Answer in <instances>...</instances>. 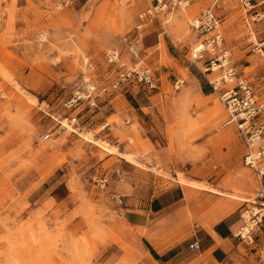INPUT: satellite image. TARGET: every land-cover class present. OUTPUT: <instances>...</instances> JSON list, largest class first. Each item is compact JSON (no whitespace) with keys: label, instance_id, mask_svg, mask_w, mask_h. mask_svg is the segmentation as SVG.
Instances as JSON below:
<instances>
[{"label":"rangeland","instance_id":"374dc122","mask_svg":"<svg viewBox=\"0 0 264 264\" xmlns=\"http://www.w3.org/2000/svg\"><path fill=\"white\" fill-rule=\"evenodd\" d=\"M151 1L77 0L57 8L54 0H0V264H163L144 232L124 218L125 208L135 206L127 178H157L158 187L144 192L147 198L172 183L188 184L194 188L186 198L192 221L197 208L219 205L222 197L263 199L261 178L245 163L235 124L224 125L220 100L204 96L188 70L209 82L187 56L197 39L189 21L211 0H194L164 22L182 48L173 52L176 58L164 43L147 50L140 45L143 65L161 78L150 138H139L137 124L110 117L111 91L99 97L97 108L87 101L75 108L65 104L84 82L111 80L105 52L121 47L122 36L132 38L139 11ZM218 11L226 45L264 100V51L257 48L264 17L247 12L240 0H224ZM124 57H131L125 49ZM177 78L183 79L180 88ZM104 122L109 126L101 129ZM89 136L130 153L151 174L134 170L126 156ZM105 175L103 187L96 178ZM180 176L190 181L180 182ZM259 204L254 209L264 214Z\"/></svg>","mask_w":264,"mask_h":264},{"label":"crops","instance_id":"0c3cea01","mask_svg":"<svg viewBox=\"0 0 264 264\" xmlns=\"http://www.w3.org/2000/svg\"><path fill=\"white\" fill-rule=\"evenodd\" d=\"M193 2L194 0H191L190 5ZM187 7L175 8L168 12L165 14V21L172 20H170L171 14L176 9L181 10ZM220 7L217 8L218 13ZM132 31V37H136L145 50L160 47L164 43L172 57L176 58L178 56L173 52L177 54L182 52V48L166 29L163 19L147 22L141 28H137V24H135ZM188 70L196 81V87L204 96L215 95L218 98L209 82L201 78L198 73L195 74L189 66ZM111 92H113L114 111L110 117L118 115L127 122L128 127L137 124L139 138L146 139L148 136L150 138L148 130L155 128L154 125H151V121L157 119L154 112L157 108L154 98L157 93L128 83H122L119 88L113 89ZM221 104L224 111H226L224 104L222 102ZM224 114L226 119L227 111L222 112L219 116H224ZM235 127L238 132L236 125ZM129 161L127 163L134 170H140L137 167L138 163H133L132 160ZM138 161L140 164L150 167L148 159L141 158ZM114 162L117 161H113L112 166H110V170L113 171ZM117 165H120V163L115 164V166ZM140 171L144 174L149 171V174H151V170ZM127 181L130 182V193L132 195L129 200L133 201L135 206L125 208L124 218L131 226L144 232V236L149 239L154 250L160 255L158 260H161L163 264H264V217L255 232L253 242H248V240L237 235L243 225L242 210L254 206L257 202L261 204L255 206L264 209V206H262L264 205V192H260L263 199L258 198L256 200L245 199V201H242L222 197L219 205L207 207L205 210L197 208L192 215V221L188 214V204L186 205L187 194H191V186L188 184L172 183L166 188H162L154 196L147 198L144 192L158 187L157 178L147 180L143 177L138 181L134 178H127ZM142 192L143 194H141ZM156 220L158 222L154 224ZM181 231H184V234L178 238ZM194 241H198L199 249L191 247Z\"/></svg>","mask_w":264,"mask_h":264},{"label":"built area","instance_id":"2783aa9c","mask_svg":"<svg viewBox=\"0 0 264 264\" xmlns=\"http://www.w3.org/2000/svg\"><path fill=\"white\" fill-rule=\"evenodd\" d=\"M75 0H54L57 8L70 6ZM224 0H211L209 5L198 16L190 21V26L197 39L190 44L188 60L195 64L207 77L219 100L224 104L227 118L224 125L234 123L239 135L244 142V159L247 166L252 168L261 178L264 187V100L259 96L254 85L236 64L231 50L225 43L222 31L223 17L217 12ZM243 8L248 12H256L255 17H264V7L261 11L258 6L264 5V0H240ZM191 0H152L149 5L138 13L137 28L155 19H163L165 14L175 8L189 6ZM121 47L115 46L105 52V58L111 66V80L105 84H97L89 80L73 91L65 104L75 108L87 101L94 108L99 107V97L119 88L122 83L140 86L148 91L160 89V78L156 71L148 64L143 65L140 57V43L136 37L127 35L120 38ZM257 48L264 51V40ZM124 49L131 54L129 59L124 57ZM182 78H177L175 87L180 88ZM78 116H72L75 123ZM109 126L104 122L101 129ZM51 133L43 135L48 139ZM101 186H106L107 175L96 178ZM264 189V188H263ZM122 201V196L117 197ZM255 207H247L241 212L243 225L237 232L242 239L253 242V230L263 220L264 214ZM194 249H199L198 241L191 244Z\"/></svg>","mask_w":264,"mask_h":264},{"label":"bare ground","instance_id":"6f19581e","mask_svg":"<svg viewBox=\"0 0 264 264\" xmlns=\"http://www.w3.org/2000/svg\"><path fill=\"white\" fill-rule=\"evenodd\" d=\"M180 18V17H179ZM183 19V18H182ZM181 19V20H182ZM177 20V19H176ZM179 20V19H178ZM177 20V21H178ZM185 20V19H184ZM165 23L166 22H168V21H164ZM185 22V21H184ZM164 23V24H165ZM182 24V23H181ZM185 24V23H184ZM184 25H182V27H183ZM165 27H166V29H167V24H165ZM110 65V64H109ZM65 120V119H64ZM63 120V121H64ZM64 125H66V126H71V124L70 123H64ZM228 128V127H227ZM232 128V127H231ZM229 129V128H228ZM86 135V134H85ZM86 139H88V140H90V141H94L96 144H98V145H100L101 147H104L105 149H107L109 152H111V153H119V154H122L123 156H126L127 157V159H129V160H132V161H137L130 153H128V152H123V151H120V150H118V148H117V146H115V145H113V144H109V143H106V141H104V140H100V139H93V137L91 138L90 136L89 137H87ZM178 177V176H177ZM179 179V181L181 182H189L188 181V179H185L184 177H182V176H180V178H178ZM192 183H194V184H197V185H200V186H203V187H205V188H209V189H211V190H216V188H214V187H210V186H208L207 184H204V183H198V182H192ZM192 183H190V184H192Z\"/></svg>","mask_w":264,"mask_h":264},{"label":"trees","instance_id":"16d2710c","mask_svg":"<svg viewBox=\"0 0 264 264\" xmlns=\"http://www.w3.org/2000/svg\"><path fill=\"white\" fill-rule=\"evenodd\" d=\"M151 249H152V251H153V253H154L155 255L159 256V254H157V252H156L155 250H153V248H151Z\"/></svg>","mask_w":264,"mask_h":264}]
</instances>
